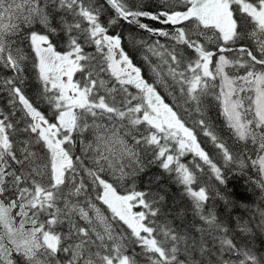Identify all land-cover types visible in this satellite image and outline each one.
<instances>
[{
  "label": "snow or ice",
  "instance_id": "obj_1",
  "mask_svg": "<svg viewBox=\"0 0 264 264\" xmlns=\"http://www.w3.org/2000/svg\"><path fill=\"white\" fill-rule=\"evenodd\" d=\"M119 21L148 34L129 39L151 75ZM29 63L47 112L25 92ZM0 92V264H264L247 239L264 235V0H0ZM209 96L241 150L207 119ZM197 129L259 190L239 241L207 206L220 193L195 170L228 180ZM152 166L189 208L138 185Z\"/></svg>",
  "mask_w": 264,
  "mask_h": 264
},
{
  "label": "trees",
  "instance_id": "obj_2",
  "mask_svg": "<svg viewBox=\"0 0 264 264\" xmlns=\"http://www.w3.org/2000/svg\"><path fill=\"white\" fill-rule=\"evenodd\" d=\"M99 2L103 3V0H99ZM161 3L162 0H136V5H142L144 6L145 10L148 11H158ZM105 7L108 6L105 5ZM111 15H114V12L109 10V13L102 16L101 19L106 21ZM143 22L157 28L164 27L163 25L148 19H144ZM112 30L123 34L125 38V47L133 55L134 63H136L138 66H141L145 73L151 75V73L148 71L147 64L143 60V51H136L135 46L130 42L129 39L131 36H135L137 39H140L141 37L148 39V34L146 32H142L139 29H135L134 25H130L125 21H119L118 25L113 26ZM154 39H160L161 43H164L163 38ZM24 75L26 79V94L36 101L42 110L47 112V105L41 101L37 95L40 85L36 78L35 72L31 68V63H29L28 69ZM161 91L162 94L167 96V92H165L163 89H161ZM167 102L171 103V97H168ZM208 102L206 117L214 125L217 134L225 139L230 147H232L234 152L241 150L240 145L235 144L233 140L230 139V133L222 123V117L218 115V111L215 106V99L209 96ZM9 109L10 104L7 94L0 92V111L7 112ZM17 115H19V113H17ZM193 118L185 117L189 125H191ZM197 138L201 143V147L204 148L210 157L217 163V165L222 168V171L228 180L226 185H220L215 180L214 175L208 166L203 165V162L199 161L197 158L196 162H199L204 168L203 172L194 169L197 172L200 184L206 186L212 193L217 191L220 193L219 196L213 195L212 198L207 202V206L218 213L219 218L223 220L227 226H229L231 230L230 234L235 236L236 240L239 241L244 236V234L239 232V228L237 227L238 221L251 220L253 226L258 223V219L254 216V213L256 212L258 205L261 203L259 190L254 184H250L246 178L242 177L235 166L224 164V161L219 155L218 150L212 145L210 139L205 137L203 133L199 131V129H197ZM183 159L184 162L188 163L190 167L193 166L194 162L191 155H188ZM251 171L254 172L255 170ZM156 177H161V179L157 181ZM149 182H151V188L153 192L160 190L163 186L164 191L162 194L166 195L167 205L171 206L176 204L185 208L190 207V200L183 196L181 187L173 183L169 179V176L166 173H163L160 168L152 166L146 175L140 177L138 180V185L141 188H145ZM221 197L227 199L229 203L226 205L225 200L221 199ZM189 219H191V213H189ZM247 239L251 242V246L258 250V254H264V235L259 234L258 229L256 230L254 237L248 236Z\"/></svg>",
  "mask_w": 264,
  "mask_h": 264
},
{
  "label": "rangeland",
  "instance_id": "obj_3",
  "mask_svg": "<svg viewBox=\"0 0 264 264\" xmlns=\"http://www.w3.org/2000/svg\"><path fill=\"white\" fill-rule=\"evenodd\" d=\"M155 1V0H154ZM129 2L130 3H134V4H136V0H129ZM138 2V1H137ZM152 3H153V1H152ZM155 5V4H154ZM154 5H152V6H154ZM36 98H37V96H36Z\"/></svg>",
  "mask_w": 264,
  "mask_h": 264
}]
</instances>
